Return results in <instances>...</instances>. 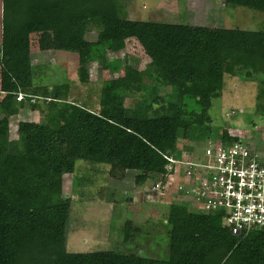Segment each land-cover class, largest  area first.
Wrapping results in <instances>:
<instances>
[{
    "label": "trees",
    "instance_id": "1",
    "mask_svg": "<svg viewBox=\"0 0 264 264\" xmlns=\"http://www.w3.org/2000/svg\"><path fill=\"white\" fill-rule=\"evenodd\" d=\"M122 1L1 2L0 264H264V228L234 235L220 214L191 210L185 200L166 203L167 258L126 253L120 244L68 251L73 200L63 195V181L65 174H75L78 161L88 163L96 176L108 168L111 178L123 180L134 171L136 184L151 179L164 185L171 173L167 156L181 159L180 151L184 156L179 139L197 138L193 133L199 130L198 139L238 140L210 124L209 111L222 95L226 75L258 83L257 108L264 115V30L123 20ZM223 1L264 13V0ZM86 13L121 24L96 41L81 33L80 82H88L92 61L107 60L108 50L118 51L127 36L151 57L143 70L135 58L121 59L124 76L105 82L96 108L69 100L66 84L35 86L29 44L31 31H52L66 45L69 27ZM127 98L136 102L127 106ZM27 106L39 110L43 119L20 121L17 138H12L10 117ZM132 224L126 221L125 241L135 238Z\"/></svg>",
    "mask_w": 264,
    "mask_h": 264
},
{
    "label": "rangeland",
    "instance_id": "2",
    "mask_svg": "<svg viewBox=\"0 0 264 264\" xmlns=\"http://www.w3.org/2000/svg\"><path fill=\"white\" fill-rule=\"evenodd\" d=\"M0 0V7H1ZM124 6L119 19L147 20L202 25L211 28L264 30V13L254 7L233 6L223 0H123ZM119 19H103L101 16L86 13L71 24L68 43L61 45L52 31H31L29 44L31 61L34 67V85L49 86L66 84L69 86V100L96 108L105 82L124 76L120 60L127 57L136 59V65L143 70L151 61L144 46L134 37L123 38L121 48L108 50L107 60L92 61L88 65L89 80L79 81L80 52L78 47L81 33L89 41H96L109 35L120 25ZM2 18L0 14V44L2 41ZM100 24L102 28L98 25ZM67 35V34H64ZM63 35L62 39L65 38ZM0 68V96L1 94ZM170 88H166L169 91ZM258 83L246 81L237 76H225V85L220 98L213 100L210 109L211 125L218 131L228 130L242 141L264 151V115L257 108ZM23 95H19V99ZM136 98H127L131 106ZM39 110L25 107L20 113L10 117V136L17 138L18 124L22 120L40 121ZM197 138H181L178 149L184 156L201 151L208 139H198L201 132H194ZM210 137V138H209ZM221 140V139H220ZM189 147L186 152V148ZM182 156V152H178ZM196 155V154H195ZM79 167V169H78ZM88 170V171H87ZM76 178V188L73 179ZM136 172L131 171L123 180H115L108 174L95 175L85 161H78L75 174H65L63 195L72 198V211L67 226L66 246L70 252H90L115 249L120 244L123 252L143 253L151 258H167L170 251V228L166 224L169 212L170 195L149 194L153 180L142 185L135 183ZM173 180V179H172ZM174 182V181H173ZM167 180L165 187L174 188ZM163 186V185H162ZM126 191V192H125ZM171 191V189H170ZM83 196L81 197V194ZM191 210L199 211L201 206L188 203ZM128 219L133 220L132 232L135 238L123 240Z\"/></svg>",
    "mask_w": 264,
    "mask_h": 264
},
{
    "label": "built area",
    "instance_id": "3",
    "mask_svg": "<svg viewBox=\"0 0 264 264\" xmlns=\"http://www.w3.org/2000/svg\"><path fill=\"white\" fill-rule=\"evenodd\" d=\"M259 154L242 140H208L190 156H167L171 173L166 182L174 181V188L156 182L147 195L168 193L173 201L199 204L200 211L220 214L232 234L248 236L264 228V160Z\"/></svg>",
    "mask_w": 264,
    "mask_h": 264
},
{
    "label": "bare ground",
    "instance_id": "4",
    "mask_svg": "<svg viewBox=\"0 0 264 264\" xmlns=\"http://www.w3.org/2000/svg\"><path fill=\"white\" fill-rule=\"evenodd\" d=\"M236 137L238 138V140H241L238 136H236ZM249 147L251 148V151H252L253 153H257V154H259L260 150H257L253 145L249 144ZM261 152L264 153V151H261ZM259 157H260V159H261L262 161L264 160V155L262 156V155L259 154Z\"/></svg>",
    "mask_w": 264,
    "mask_h": 264
},
{
    "label": "water",
    "instance_id": "5",
    "mask_svg": "<svg viewBox=\"0 0 264 264\" xmlns=\"http://www.w3.org/2000/svg\"><path fill=\"white\" fill-rule=\"evenodd\" d=\"M168 153H169V154H171V153H172V151H171V150H169V151H168Z\"/></svg>",
    "mask_w": 264,
    "mask_h": 264
},
{
    "label": "crops",
    "instance_id": "6",
    "mask_svg": "<svg viewBox=\"0 0 264 264\" xmlns=\"http://www.w3.org/2000/svg\"><path fill=\"white\" fill-rule=\"evenodd\" d=\"M126 192V191H125ZM128 220H131V219H128ZM133 222V220H131ZM134 223V222H133ZM135 225V224H134ZM135 233V232H134Z\"/></svg>",
    "mask_w": 264,
    "mask_h": 264
}]
</instances>
